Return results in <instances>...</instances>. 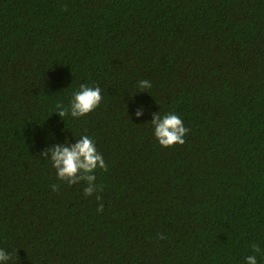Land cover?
<instances>
[{
    "label": "trees",
    "instance_id": "trees-1",
    "mask_svg": "<svg viewBox=\"0 0 264 264\" xmlns=\"http://www.w3.org/2000/svg\"><path fill=\"white\" fill-rule=\"evenodd\" d=\"M82 83L100 105L61 118ZM171 112L189 131L164 148L151 121ZM84 134L108 167L91 196L41 155ZM0 249V264H264V0H0Z\"/></svg>",
    "mask_w": 264,
    "mask_h": 264
},
{
    "label": "clouds",
    "instance_id": "clouds-1",
    "mask_svg": "<svg viewBox=\"0 0 264 264\" xmlns=\"http://www.w3.org/2000/svg\"><path fill=\"white\" fill-rule=\"evenodd\" d=\"M139 89H148L152 87L149 80L138 81ZM103 99L101 88L99 86L90 87L87 84H81L78 91L72 94L70 105L65 107L63 104H57L55 112L61 117L71 116L79 118L93 112ZM136 115H140L139 112ZM154 119L151 124L154 126V135L158 143L169 148L177 144L185 143V135L189 131L184 126L183 120L174 112L165 113L161 116L159 113H154ZM51 153V165L56 169L57 178L61 181H68V185L78 184V181L87 182L84 187V195L91 196L94 191H102V187L98 188L95 183L96 176L93 175L97 168L108 170L105 160L101 153L97 151L95 142L87 135H82L78 141L72 145L67 143L63 146L52 145L46 149L41 155L47 157ZM81 175H77L81 172ZM53 191L58 190V185L52 186ZM98 200L99 196L96 197ZM98 211H103V204H100ZM261 250L258 246L253 245V252L259 253ZM11 254H6L4 249H0V261H9ZM246 264H257L255 254L246 257Z\"/></svg>",
    "mask_w": 264,
    "mask_h": 264
}]
</instances>
